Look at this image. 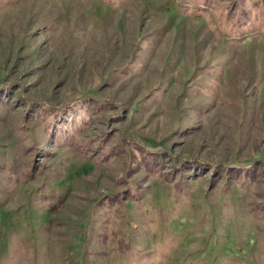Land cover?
Returning <instances> with one entry per match:
<instances>
[{"label":"rangeland","instance_id":"374dc122","mask_svg":"<svg viewBox=\"0 0 264 264\" xmlns=\"http://www.w3.org/2000/svg\"><path fill=\"white\" fill-rule=\"evenodd\" d=\"M0 264H264V0H0Z\"/></svg>","mask_w":264,"mask_h":264}]
</instances>
